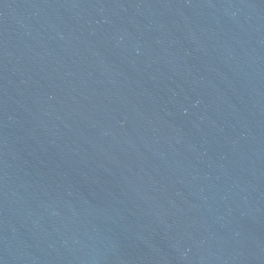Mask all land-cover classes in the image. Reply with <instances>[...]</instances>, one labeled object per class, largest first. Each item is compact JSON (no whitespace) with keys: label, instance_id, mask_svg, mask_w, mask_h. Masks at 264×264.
I'll use <instances>...</instances> for the list:
<instances>
[{"label":"water","instance_id":"95a60500","mask_svg":"<svg viewBox=\"0 0 264 264\" xmlns=\"http://www.w3.org/2000/svg\"><path fill=\"white\" fill-rule=\"evenodd\" d=\"M0 264H264V0H0Z\"/></svg>","mask_w":264,"mask_h":264}]
</instances>
